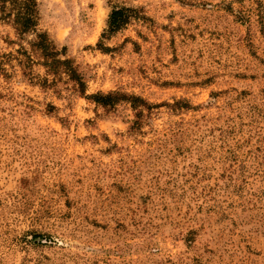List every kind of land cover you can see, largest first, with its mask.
<instances>
[{
  "label": "rangeland",
  "instance_id": "obj_1",
  "mask_svg": "<svg viewBox=\"0 0 264 264\" xmlns=\"http://www.w3.org/2000/svg\"><path fill=\"white\" fill-rule=\"evenodd\" d=\"M38 3L86 94L0 13V264H264V0Z\"/></svg>",
  "mask_w": 264,
  "mask_h": 264
},
{
  "label": "trees",
  "instance_id": "obj_2",
  "mask_svg": "<svg viewBox=\"0 0 264 264\" xmlns=\"http://www.w3.org/2000/svg\"><path fill=\"white\" fill-rule=\"evenodd\" d=\"M136 12L137 9L132 7H114L109 15L108 28L105 34L116 32L125 27L136 16ZM0 13L4 18L13 22L20 34L34 33L36 40L33 47L45 58V66L49 74L53 75V82L66 77L74 83L78 92L83 95L86 94V82L77 66L69 58H60L61 52L57 50L48 33L39 30L40 9L38 0H0ZM28 61H32L31 57ZM90 98L103 106H114L123 101L128 102L136 111L138 118L144 115L145 110L150 109V105L143 97L120 91L97 93Z\"/></svg>",
  "mask_w": 264,
  "mask_h": 264
}]
</instances>
